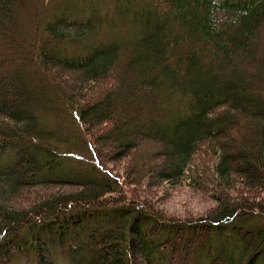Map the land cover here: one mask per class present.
Listing matches in <instances>:
<instances>
[{"label":"trees","instance_id":"trees-1","mask_svg":"<svg viewBox=\"0 0 264 264\" xmlns=\"http://www.w3.org/2000/svg\"><path fill=\"white\" fill-rule=\"evenodd\" d=\"M45 8L0 0V264H264V0Z\"/></svg>","mask_w":264,"mask_h":264},{"label":"rangeland","instance_id":"rangeland-1","mask_svg":"<svg viewBox=\"0 0 264 264\" xmlns=\"http://www.w3.org/2000/svg\"><path fill=\"white\" fill-rule=\"evenodd\" d=\"M61 1L62 0H43V3H46L47 5V8L45 9L52 10L54 6H57ZM35 9L37 10V8ZM83 137V141L90 142L88 136ZM143 147L144 149L141 150L142 158L147 155L148 161L150 159L153 163H157L156 157H154V155L153 157L150 156L151 153H157L158 150H160L159 145L155 146L154 144H145ZM90 152L91 154L89 155L93 158L97 165V161L99 160L98 155H96V152L94 151ZM98 165H101V163ZM104 168L109 172H113V166L110 164H104ZM162 188L163 187L157 189L156 191L154 190L153 195H143H145L149 201L155 204L157 207L156 209L161 210L167 216H172L175 218L199 217L206 215L215 205L214 201L209 197V195L204 194L203 192L201 193L195 191L193 188L188 186H182L172 190H163Z\"/></svg>","mask_w":264,"mask_h":264}]
</instances>
